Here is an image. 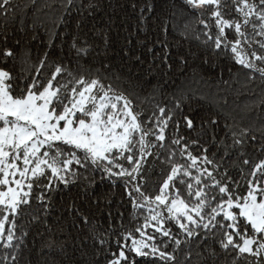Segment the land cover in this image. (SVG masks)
I'll use <instances>...</instances> for the list:
<instances>
[{
  "label": "snow or ice",
  "instance_id": "1",
  "mask_svg": "<svg viewBox=\"0 0 264 264\" xmlns=\"http://www.w3.org/2000/svg\"><path fill=\"white\" fill-rule=\"evenodd\" d=\"M38 4L30 7L42 12ZM58 4L44 5L59 17L45 27V51L35 60L30 47L9 45L0 31V264L18 259L28 235L18 221L27 214L38 222L58 198L83 237L72 249L79 261L61 246L70 264H192L193 254L198 264H264V118L255 128L227 118L222 125L218 114L205 116L196 106L241 76L246 84L258 79L264 92V0H180L179 8L176 0H123V15L113 9L100 20L95 13L105 0ZM11 6L0 0V19ZM153 19L160 33L154 39ZM114 29L125 33V46L136 38L163 75L172 70L169 34L197 41L202 55L178 58V83L157 81L147 96H134L114 83ZM52 49L60 53L54 59ZM189 56L219 73L184 71ZM149 158L161 165L156 180ZM105 184L123 189L127 224L124 212L110 208L116 192L97 193Z\"/></svg>",
  "mask_w": 264,
  "mask_h": 264
},
{
  "label": "trees",
  "instance_id": "2",
  "mask_svg": "<svg viewBox=\"0 0 264 264\" xmlns=\"http://www.w3.org/2000/svg\"><path fill=\"white\" fill-rule=\"evenodd\" d=\"M79 2L80 0H77V3ZM30 3L31 0H12L11 7L15 10L10 11L6 18L0 19V31H4L9 35V45L15 40H20L22 47H30L32 57L35 60L43 55L45 51V27L52 28L54 20L59 17V12H53L51 9L44 7V5L46 3H55L58 7L59 4L58 0H39L37 7L43 8V11L36 12L34 8L30 7ZM121 3H123V0H105L104 8L95 13V19L100 20L102 16H105V13H111L113 9L120 13L118 5ZM176 3L178 8L183 7L180 4V0H176ZM123 14L120 13V15ZM117 19H119V16ZM187 19L193 28L198 29L200 27L197 24L194 13H191ZM91 22L92 20L90 19L89 23ZM4 24H7L6 29ZM33 25H35V30ZM149 26L153 39L160 35L159 26L155 19L149 21ZM128 30L132 31L131 22L128 24ZM58 31L63 32L67 31V29L60 28ZM33 35L37 36V39L33 40ZM124 35L125 33L123 32L118 33L115 29L113 30L111 34L112 45L108 51V61L112 64L114 72L120 77L118 81L114 82L115 86L141 98L149 94L152 85L156 84L157 81L163 82L175 79L178 83L183 79L180 76L182 66L179 64L178 58L189 53H200L197 41L184 39L179 33L169 34L167 39L173 46L170 56L172 70L167 75H163L164 68L157 69L156 63L152 62V56L147 54L145 49L138 47L136 38L132 39L131 44L125 46ZM143 35V33H139L138 37L142 39ZM232 36L233 34L229 32V37L231 38ZM59 42V39H57V44ZM51 51L53 59L60 54L57 49H52ZM66 51L67 49H65ZM159 51V48H157L156 52ZM125 52H127V55H125ZM200 54L202 55V53ZM136 56H141L143 62L137 61L135 59ZM189 64L191 65L190 68L183 69L189 73L193 68L202 71L205 75L213 76L220 71V68L200 66L199 60L193 61L191 56H189ZM227 64V61H221V66L224 68V79H228ZM149 67L152 68L150 73L146 72ZM233 71H236V69L233 68ZM145 81H150L151 83L146 84ZM262 97H264V92L261 91L259 80L246 84L245 77L241 76L238 82L233 83L232 88L220 92L218 97H210V102H206L203 99L197 100L196 106L199 112L205 116L218 114L222 125L225 118H227L229 123L234 122L240 127L250 126L255 128L259 126L261 119L264 118V105H261ZM181 131L182 134L191 135L183 129ZM220 134L222 135L223 132L221 131ZM146 167L149 169L152 180L158 179L161 169L160 163L153 158H149ZM108 191L116 192L113 203L110 205L111 210L113 212H124L125 223L127 224L128 213L131 209L127 204L126 198L121 201L123 189H110L107 184L97 188V193ZM108 210V208L104 209L105 212ZM30 211H34V209ZM93 211H96V209H93ZM18 223L24 231H27L28 235L24 238V243L17 252L18 259L15 264H70L62 254L61 246H64L69 256H73L77 261L81 259L80 253H73L72 249L79 245V240L83 237L79 236L77 231L71 227V220L67 213L62 210L59 198L57 199L56 207L48 215L39 214L38 222H32L31 216L25 214ZM104 227L107 228L106 220L104 221ZM86 251L89 253L94 251L91 247V241L86 246ZM138 264H144V261L139 260ZM192 264H198V257L195 254L192 256ZM209 264H212V261H209Z\"/></svg>",
  "mask_w": 264,
  "mask_h": 264
}]
</instances>
